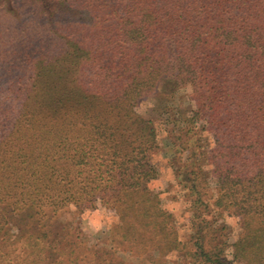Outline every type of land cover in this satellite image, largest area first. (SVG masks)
Here are the masks:
<instances>
[{
    "label": "trees",
    "instance_id": "trees-1",
    "mask_svg": "<svg viewBox=\"0 0 264 264\" xmlns=\"http://www.w3.org/2000/svg\"><path fill=\"white\" fill-rule=\"evenodd\" d=\"M184 86L194 108L173 145L193 163L179 167L199 219L191 264H264V0H0V264H65L84 245L72 206L117 212L124 242L164 232L158 130L138 107ZM209 177L212 204L240 218L232 258L206 240Z\"/></svg>",
    "mask_w": 264,
    "mask_h": 264
},
{
    "label": "rangeland",
    "instance_id": "rangeland-1",
    "mask_svg": "<svg viewBox=\"0 0 264 264\" xmlns=\"http://www.w3.org/2000/svg\"><path fill=\"white\" fill-rule=\"evenodd\" d=\"M190 92V86L181 87L174 98L170 99L155 93L147 96L138 107L141 114L153 119L158 130V146L153 153V159L160 167V176L151 181L150 188L159 196L161 207L170 215L166 230L162 232L151 226L150 230L147 229L148 232L145 231L147 233L134 236L136 238L132 242H124L122 237L116 235L118 227L122 225L117 212L99 205L96 209H86L80 213L72 206L63 219L79 228L78 235L84 245L71 256L67 255L65 264L95 263L97 254L90 252V247L95 248L96 252L100 250L98 255L106 256L112 264H191L195 249L193 235L196 232L193 223H198L199 219L195 218L197 211L194 198L185 186L186 182L180 177L179 167L186 164L190 168L193 163L189 160L188 152L177 154L173 145V137L178 135L174 131L178 127L174 119L189 117L194 108ZM205 168L208 171L209 166L205 165ZM207 184L205 200L208 207L201 206L199 211L202 217L212 222V228L217 230L206 229V240L211 245L217 242L215 238L225 241L230 246L227 248V255L232 258V245L242 234L240 218L212 204L217 194L216 184L210 177ZM170 231L173 233H170L171 238H177L178 247L164 252L157 246L164 245L163 236ZM12 233L15 234L16 231L13 230ZM14 239L5 244L10 252L8 258L21 259L24 255L22 243L14 242ZM233 264L243 263L234 261Z\"/></svg>",
    "mask_w": 264,
    "mask_h": 264
}]
</instances>
